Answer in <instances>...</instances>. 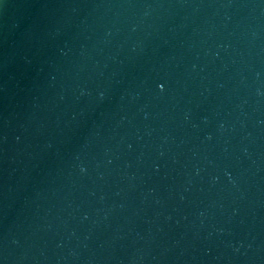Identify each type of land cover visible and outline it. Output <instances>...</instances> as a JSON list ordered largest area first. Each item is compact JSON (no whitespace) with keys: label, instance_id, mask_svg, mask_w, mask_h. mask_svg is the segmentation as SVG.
I'll use <instances>...</instances> for the list:
<instances>
[{"label":"water","instance_id":"obj_1","mask_svg":"<svg viewBox=\"0 0 264 264\" xmlns=\"http://www.w3.org/2000/svg\"><path fill=\"white\" fill-rule=\"evenodd\" d=\"M0 264H264V0H0Z\"/></svg>","mask_w":264,"mask_h":264}]
</instances>
